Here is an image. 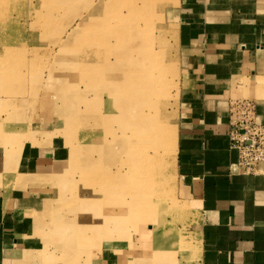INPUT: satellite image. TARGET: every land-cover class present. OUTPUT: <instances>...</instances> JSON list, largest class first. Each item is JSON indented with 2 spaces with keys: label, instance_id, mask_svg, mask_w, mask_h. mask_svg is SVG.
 Returning a JSON list of instances; mask_svg holds the SVG:
<instances>
[{
  "label": "rangeland",
  "instance_id": "obj_1",
  "mask_svg": "<svg viewBox=\"0 0 264 264\" xmlns=\"http://www.w3.org/2000/svg\"><path fill=\"white\" fill-rule=\"evenodd\" d=\"M177 4L0 0V143L43 130L45 141L57 135L67 145L70 136L89 135L87 146L71 145L72 186L68 169L44 179L55 196L42 209L44 230L58 243L45 239L55 263L73 247L67 258L88 264L109 238L138 237L141 249L149 237L144 242L131 231L145 226L157 232L181 225L177 235L193 240L192 204L180 195L176 142L169 143L182 82L172 18ZM80 196L92 197L89 207L100 217H85Z\"/></svg>",
  "mask_w": 264,
  "mask_h": 264
},
{
  "label": "crops",
  "instance_id": "obj_2",
  "mask_svg": "<svg viewBox=\"0 0 264 264\" xmlns=\"http://www.w3.org/2000/svg\"><path fill=\"white\" fill-rule=\"evenodd\" d=\"M172 11L182 74L173 119L175 169L180 195L192 204L193 240H181V225L157 232L140 227L131 233L142 234L144 242L149 237L143 248L138 237L109 238L88 264H264V171L241 172L239 152L230 145L234 101H253L256 120L264 124V0H178ZM44 132L0 143V264H79L77 257L67 258L73 247L58 263L45 252V239L58 243L44 230L42 209L55 197L44 179L68 169L72 186L71 145L87 146L89 135L70 136L67 145L57 135L45 141ZM80 197L85 217H98L89 207L92 197Z\"/></svg>",
  "mask_w": 264,
  "mask_h": 264
},
{
  "label": "built area",
  "instance_id": "obj_3",
  "mask_svg": "<svg viewBox=\"0 0 264 264\" xmlns=\"http://www.w3.org/2000/svg\"><path fill=\"white\" fill-rule=\"evenodd\" d=\"M230 124V145L239 152L237 166L241 172H263L264 124L256 120L255 103L249 99L231 103Z\"/></svg>",
  "mask_w": 264,
  "mask_h": 264
},
{
  "label": "bare ground",
  "instance_id": "obj_4",
  "mask_svg": "<svg viewBox=\"0 0 264 264\" xmlns=\"http://www.w3.org/2000/svg\"><path fill=\"white\" fill-rule=\"evenodd\" d=\"M165 135H168L167 134V131H166V133H165ZM174 137L172 138V137H168L169 138V143H170V145L172 146L173 145V143H174V145H175V142H176V140H177V135H176V131L174 132Z\"/></svg>",
  "mask_w": 264,
  "mask_h": 264
}]
</instances>
